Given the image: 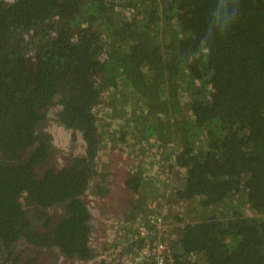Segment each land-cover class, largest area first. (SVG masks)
I'll return each mask as SVG.
<instances>
[{
  "label": "trees",
  "instance_id": "obj_1",
  "mask_svg": "<svg viewBox=\"0 0 264 264\" xmlns=\"http://www.w3.org/2000/svg\"><path fill=\"white\" fill-rule=\"evenodd\" d=\"M218 4L0 0V264H264V0Z\"/></svg>",
  "mask_w": 264,
  "mask_h": 264
},
{
  "label": "rangeland",
  "instance_id": "obj_2",
  "mask_svg": "<svg viewBox=\"0 0 264 264\" xmlns=\"http://www.w3.org/2000/svg\"><path fill=\"white\" fill-rule=\"evenodd\" d=\"M105 185H107V183H104L103 185H102V187H97L96 185L95 186H93L92 187V193H95L96 195H98V194H100L101 193V188H103ZM117 193V192H116ZM115 193V194H116ZM91 195V194H90ZM111 196H113V193H111L110 194ZM94 196V195H93ZM91 202H95V201H91ZM97 202V201H96ZM99 203V202H98ZM112 208V207H111ZM93 215L96 217V220H97V222L98 223H103L102 221H101V218L99 217V214H97V215H95L94 213H93ZM109 215L110 216H108V218L109 219H111V220H115V213H113V212H111V213H109ZM107 222V221H106ZM114 223V222H113ZM104 224V223H103ZM105 225V228H106V232H107V234L110 236V237H112V238H114L115 236V234H114V230L112 229V227H111V225L110 224H104ZM97 230H98V228H97ZM98 232V231H97ZM99 233V232H98Z\"/></svg>",
  "mask_w": 264,
  "mask_h": 264
},
{
  "label": "clouds",
  "instance_id": "obj_3",
  "mask_svg": "<svg viewBox=\"0 0 264 264\" xmlns=\"http://www.w3.org/2000/svg\"><path fill=\"white\" fill-rule=\"evenodd\" d=\"M228 2H229V0H223V6L221 7V5H219V4L217 6V11H222L223 12L225 25H227V23H228V21L230 19L229 12H228ZM223 29H224V27H223ZM109 220L111 222L109 223V221H107L106 224H110L113 230L116 227H120L119 222H115V220L113 221L111 219H109Z\"/></svg>",
  "mask_w": 264,
  "mask_h": 264
},
{
  "label": "built area",
  "instance_id": "obj_4",
  "mask_svg": "<svg viewBox=\"0 0 264 264\" xmlns=\"http://www.w3.org/2000/svg\"><path fill=\"white\" fill-rule=\"evenodd\" d=\"M160 226L163 227L164 223H161ZM153 252L155 253V257H154L152 264H165V259L168 255V252L166 251L165 245L159 246Z\"/></svg>",
  "mask_w": 264,
  "mask_h": 264
},
{
  "label": "bare ground",
  "instance_id": "obj_5",
  "mask_svg": "<svg viewBox=\"0 0 264 264\" xmlns=\"http://www.w3.org/2000/svg\"><path fill=\"white\" fill-rule=\"evenodd\" d=\"M142 233H143L142 235H146V232H142ZM155 236H156V234H155ZM145 241H148V239L145 238Z\"/></svg>",
  "mask_w": 264,
  "mask_h": 264
}]
</instances>
